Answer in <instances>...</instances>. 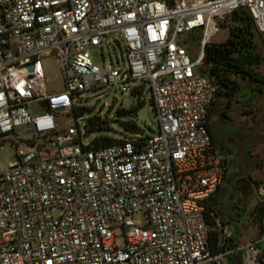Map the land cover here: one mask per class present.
Masks as SVG:
<instances>
[{
    "label": "built area",
    "instance_id": "1",
    "mask_svg": "<svg viewBox=\"0 0 264 264\" xmlns=\"http://www.w3.org/2000/svg\"><path fill=\"white\" fill-rule=\"evenodd\" d=\"M238 9L264 36V0H0V143L14 149L0 167V264H230L236 252L264 264V233L226 248L233 233L216 220L213 253L205 222L227 162L208 131L204 49ZM107 36L124 46L122 69L92 59ZM132 83L148 84L157 130L91 147L75 101L117 86L134 97Z\"/></svg>",
    "mask_w": 264,
    "mask_h": 264
},
{
    "label": "rangeland",
    "instance_id": "2",
    "mask_svg": "<svg viewBox=\"0 0 264 264\" xmlns=\"http://www.w3.org/2000/svg\"><path fill=\"white\" fill-rule=\"evenodd\" d=\"M227 38L228 20L220 23L218 32L213 34L210 39V44L221 45L226 42ZM189 43L188 54L191 59H195L199 50V42L192 38ZM254 43L256 53L261 56L262 63L253 71L257 80L261 82H247L236 78L239 85L238 93L229 99L227 109H225L227 104L225 100L216 99L211 108L210 118L215 145L228 161V177L233 182L238 181L239 187L244 186L240 192L241 204L247 212L251 211L254 204L259 201L254 182L264 183V36L256 32ZM90 52L93 61L97 64L104 60L114 68H123L125 50L119 39L117 42H113L112 38L107 36L102 42L101 52L95 49ZM42 68L47 80V87L51 90H60L62 88L61 76L55 61L51 58L44 59ZM131 85L140 88V103L147 109L148 114V119L136 121L140 129L138 133L141 136H151L157 130V118L153 112L149 86L141 83H132ZM120 90V86L114 89L103 88L96 93H85L81 99L75 101L74 104L77 107L86 109L85 114L77 118L82 130L85 129L86 119L95 115L109 123V131L86 134V141L91 142L97 137L104 136L117 140L123 137H134L135 133L125 132L120 127V122L129 119L126 117L118 118L116 115V111L119 109H129L134 97L129 92L122 94ZM222 112L226 114V117L220 115ZM36 113H40V111L38 110ZM13 150L11 141L4 140L0 143V167L9 165ZM224 201V198L220 199V215H218L222 220H225L228 213ZM135 219L138 224L143 222L141 216H136ZM226 226L228 230L234 233V225ZM237 229L236 237L239 244H245L258 236L257 223L251 219L247 218V220L238 223Z\"/></svg>",
    "mask_w": 264,
    "mask_h": 264
},
{
    "label": "trees",
    "instance_id": "3",
    "mask_svg": "<svg viewBox=\"0 0 264 264\" xmlns=\"http://www.w3.org/2000/svg\"><path fill=\"white\" fill-rule=\"evenodd\" d=\"M256 28L250 15L244 9L234 11L228 20V38L221 45L208 44L204 49L203 69L202 72L208 74L213 79L216 85V94L214 101L211 103L208 112V131L212 143L215 145L214 136L211 131L210 118L211 108L214 106L216 99L226 101L225 109L228 108L229 99L233 98L239 91V85L236 78L247 82H259L254 68L262 63L261 56L256 53L254 43ZM261 82V81H260ZM140 92L135 91L136 94ZM142 103L134 106L132 103L129 109H119L116 111L118 118H128L129 120L120 122V127L129 133H137L140 129L137 126L138 111L143 107ZM73 116L79 118L86 112L84 107L73 108ZM222 117H226L224 112L220 113ZM137 121V122H136ZM110 130L108 121L101 119L95 115L87 118L85 122L86 134L93 132H107ZM119 140L112 137L104 136L97 137L90 142L93 148L108 147ZM216 146V145H215ZM227 164L228 161L226 160ZM228 169L226 168L223 180L216 192L205 203V222L209 227L208 247L213 252H217V241L219 234L213 229L216 226V220H219L222 225H234V233L228 239L226 248L239 245L236 237L237 224L247 218L257 223L258 235L264 233V202L260 200L254 204L251 211L247 212L242 208L241 190L244 186L238 185V181L233 182L228 177ZM260 182H254V187L257 188ZM224 198V204L227 208L225 220L219 218L220 199ZM230 264H241V252H236L230 257Z\"/></svg>",
    "mask_w": 264,
    "mask_h": 264
},
{
    "label": "water",
    "instance_id": "4",
    "mask_svg": "<svg viewBox=\"0 0 264 264\" xmlns=\"http://www.w3.org/2000/svg\"><path fill=\"white\" fill-rule=\"evenodd\" d=\"M138 103H139V96L137 95L133 100V104L134 106H137ZM137 115H138L139 120L141 121L148 119L147 109L144 106L138 111Z\"/></svg>",
    "mask_w": 264,
    "mask_h": 264
}]
</instances>
